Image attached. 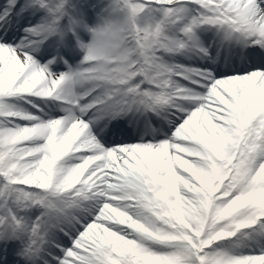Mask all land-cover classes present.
Wrapping results in <instances>:
<instances>
[{
  "label": "snow or ice",
  "instance_id": "1",
  "mask_svg": "<svg viewBox=\"0 0 264 264\" xmlns=\"http://www.w3.org/2000/svg\"><path fill=\"white\" fill-rule=\"evenodd\" d=\"M0 264H264V0H0Z\"/></svg>",
  "mask_w": 264,
  "mask_h": 264
}]
</instances>
